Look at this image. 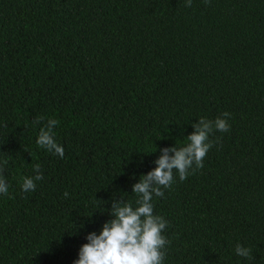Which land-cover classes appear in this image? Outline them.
Instances as JSON below:
<instances>
[{
    "label": "trees",
    "instance_id": "16d2710c",
    "mask_svg": "<svg viewBox=\"0 0 264 264\" xmlns=\"http://www.w3.org/2000/svg\"><path fill=\"white\" fill-rule=\"evenodd\" d=\"M185 3L0 0V264H74L113 198L135 206L161 150L224 112L204 167L152 201L164 264H264V0ZM49 118L62 159L36 143Z\"/></svg>",
    "mask_w": 264,
    "mask_h": 264
},
{
    "label": "clouds",
    "instance_id": "9594fccd",
    "mask_svg": "<svg viewBox=\"0 0 264 264\" xmlns=\"http://www.w3.org/2000/svg\"><path fill=\"white\" fill-rule=\"evenodd\" d=\"M204 3L209 4L210 0H204ZM185 6L191 7L192 0H186ZM230 116V113L224 112L215 120L200 118L198 123L192 124L195 131L186 137L185 146L162 149V155L155 161L156 167L142 175L132 187L136 196L135 206L113 198L110 211L113 218L103 225L99 235L95 232L87 235L88 242L81 246L74 264H164L170 244L164 232L169 225L162 216L155 214L152 201L154 197L163 198L165 190L172 187L177 176L183 182L195 170L204 167L207 153L219 142L210 137L215 132L230 131ZM43 120L44 117H37L33 123L38 125ZM58 124L59 121L49 118L40 128L36 143L62 159L65 151L54 134ZM4 171L0 165V195L7 196L9 185ZM33 171L36 175L23 178L21 190L24 193L35 191L36 182L43 180L39 164ZM68 196L69 193L65 192L64 197ZM235 254L250 258L251 249L237 244Z\"/></svg>",
    "mask_w": 264,
    "mask_h": 264
}]
</instances>
